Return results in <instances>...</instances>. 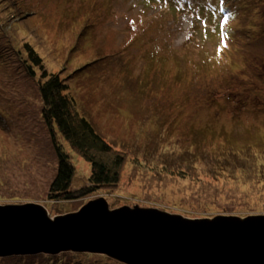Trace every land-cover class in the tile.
Here are the masks:
<instances>
[{
    "label": "rangeland",
    "instance_id": "obj_1",
    "mask_svg": "<svg viewBox=\"0 0 264 264\" xmlns=\"http://www.w3.org/2000/svg\"><path fill=\"white\" fill-rule=\"evenodd\" d=\"M58 1L0 0V203L37 202L52 216L99 198L112 210L138 205L191 218L263 214L264 0ZM88 13L86 37H59ZM25 43L62 73L74 110L126 157L114 189L49 198L57 147L39 86L21 73ZM62 141L77 189L91 164ZM237 190L248 196L235 199ZM0 264L125 263L72 250Z\"/></svg>",
    "mask_w": 264,
    "mask_h": 264
},
{
    "label": "water",
    "instance_id": "obj_2",
    "mask_svg": "<svg viewBox=\"0 0 264 264\" xmlns=\"http://www.w3.org/2000/svg\"><path fill=\"white\" fill-rule=\"evenodd\" d=\"M72 250L125 264H264V215L191 218L138 205L112 210L105 198L56 216L41 203L0 205V258Z\"/></svg>",
    "mask_w": 264,
    "mask_h": 264
},
{
    "label": "trees",
    "instance_id": "obj_3",
    "mask_svg": "<svg viewBox=\"0 0 264 264\" xmlns=\"http://www.w3.org/2000/svg\"><path fill=\"white\" fill-rule=\"evenodd\" d=\"M57 3H60L64 7L65 0L58 1L55 4ZM19 16L22 17V14ZM14 18L10 20L17 19ZM91 25H94L91 14L88 13L84 17L82 15L74 16V19L66 23V27L60 33L59 37L64 36L67 31L73 34L71 40H74L75 35L79 31L82 37H86L90 32ZM78 35L76 38H78ZM227 36L230 37L231 33H228ZM29 43H25L24 50L17 53L19 66L21 73L25 68L24 72L27 76L34 78L39 86L40 97L44 102V120L51 130L54 143L57 147V158L59 161L55 178L49 185V198L57 201L72 200L84 197L96 189H114L121 180L122 167L126 157L116 150L96 130L93 123L87 117L79 115L74 110V101L68 93L70 86L66 79L62 77V73L51 70L49 59L47 58L46 63V59L38 52L35 46ZM14 48L15 46H13ZM241 51L242 56L247 58L250 49L245 47ZM38 71H40V75L37 74ZM58 135L61 143L58 142ZM62 139L77 155H81L91 164L90 178L87 182L83 183L84 185L79 186L77 189L72 187L76 169L72 163L70 154L62 144L64 143ZM254 159L258 162L257 164L262 161L261 157L258 158L255 156ZM257 164L255 165L256 169L258 168ZM237 192L236 194H231L235 199L248 196L247 191L237 190ZM248 209L255 210L253 208ZM250 214L248 212L245 215L239 213L233 215L249 216ZM252 214L264 215V213Z\"/></svg>",
    "mask_w": 264,
    "mask_h": 264
},
{
    "label": "bare ground",
    "instance_id": "obj_4",
    "mask_svg": "<svg viewBox=\"0 0 264 264\" xmlns=\"http://www.w3.org/2000/svg\"><path fill=\"white\" fill-rule=\"evenodd\" d=\"M32 203H37V202H32ZM6 204H19V203H16V202H12V203H6ZM0 205H4L3 203H0ZM4 224V227L7 226L5 225L6 222L3 223ZM41 254V253H40Z\"/></svg>",
    "mask_w": 264,
    "mask_h": 264
},
{
    "label": "snow or ice",
    "instance_id": "obj_5",
    "mask_svg": "<svg viewBox=\"0 0 264 264\" xmlns=\"http://www.w3.org/2000/svg\"><path fill=\"white\" fill-rule=\"evenodd\" d=\"M225 20H227V17H225Z\"/></svg>",
    "mask_w": 264,
    "mask_h": 264
},
{
    "label": "clouds",
    "instance_id": "obj_6",
    "mask_svg": "<svg viewBox=\"0 0 264 264\" xmlns=\"http://www.w3.org/2000/svg\"><path fill=\"white\" fill-rule=\"evenodd\" d=\"M197 218H200V217H197Z\"/></svg>",
    "mask_w": 264,
    "mask_h": 264
}]
</instances>
